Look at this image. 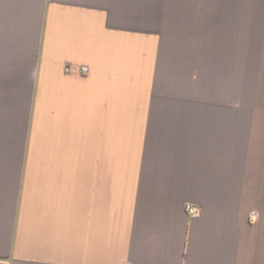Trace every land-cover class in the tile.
<instances>
[{
	"label": "crops",
	"instance_id": "obj_1",
	"mask_svg": "<svg viewBox=\"0 0 264 264\" xmlns=\"http://www.w3.org/2000/svg\"><path fill=\"white\" fill-rule=\"evenodd\" d=\"M146 22L0 0V264H264V126L152 109Z\"/></svg>",
	"mask_w": 264,
	"mask_h": 264
},
{
	"label": "rangeland",
	"instance_id": "obj_2",
	"mask_svg": "<svg viewBox=\"0 0 264 264\" xmlns=\"http://www.w3.org/2000/svg\"><path fill=\"white\" fill-rule=\"evenodd\" d=\"M136 14L150 17L152 109L238 110L264 126V0H136Z\"/></svg>",
	"mask_w": 264,
	"mask_h": 264
},
{
	"label": "built area",
	"instance_id": "obj_3",
	"mask_svg": "<svg viewBox=\"0 0 264 264\" xmlns=\"http://www.w3.org/2000/svg\"><path fill=\"white\" fill-rule=\"evenodd\" d=\"M186 210H187L188 214L191 215V216H194L196 214L195 209L193 207H191L190 205H188L186 207ZM251 216H252V219H254L255 214L254 213H251Z\"/></svg>",
	"mask_w": 264,
	"mask_h": 264
}]
</instances>
